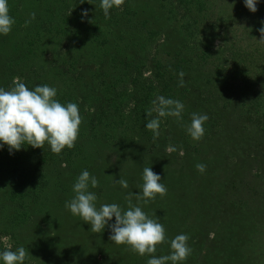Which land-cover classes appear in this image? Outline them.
I'll use <instances>...</instances> for the list:
<instances>
[{
	"label": "trees",
	"instance_id": "trees-1",
	"mask_svg": "<svg viewBox=\"0 0 264 264\" xmlns=\"http://www.w3.org/2000/svg\"><path fill=\"white\" fill-rule=\"evenodd\" d=\"M256 7L250 12L244 0H125L105 19L100 0H8L15 23L0 35V87L12 86L13 73L25 75L30 90L55 87L56 99L76 103L82 117L75 146L60 154L47 144L11 154L0 148L1 237L15 248L23 246L26 229L39 240L52 238L45 256L30 254L25 262L46 264L73 235L93 233L62 206L73 198L82 171L99 181L89 189L97 207L116 203L126 209L125 196L142 191L143 169L151 167L167 193L133 204L159 218L168 240L189 236L192 252L182 264H245L246 257L264 264V46L257 42L264 0ZM227 14L237 36L231 30L217 34ZM42 51L61 59L55 62L63 73L53 68L48 78L42 60L34 72L26 66ZM17 53L22 57L14 59ZM160 95L184 104L182 119L158 117L152 102ZM193 112L208 116L199 141L186 132ZM154 118L160 120L155 141L145 127ZM168 145L177 151L168 153ZM198 163L206 165L202 174ZM119 179L129 187L114 183ZM49 206L69 218L53 217ZM86 248L68 264H147L151 258L124 245ZM169 253L165 242L155 255Z\"/></svg>",
	"mask_w": 264,
	"mask_h": 264
},
{
	"label": "clouds",
	"instance_id": "clouds-1",
	"mask_svg": "<svg viewBox=\"0 0 264 264\" xmlns=\"http://www.w3.org/2000/svg\"><path fill=\"white\" fill-rule=\"evenodd\" d=\"M125 0H100V8L103 10L105 19H110V10L120 8ZM258 0H244L245 7L252 13L257 11ZM232 6V5H231ZM82 17L88 15L87 10L81 13ZM35 19V13H30L29 20ZM14 19L9 15L8 0H0V35H8L14 25ZM258 29L260 38L257 42L264 46V21ZM242 27V26H241ZM184 73L178 74V86H184ZM57 89L48 85L36 86L29 89L20 77L12 80L9 89L0 87V148L7 146L9 153L19 151L25 145L34 149L43 148L46 144L54 154H60L65 148L71 149L79 138L82 117L79 106L76 103H61L56 99ZM155 106L153 111L158 117H174L182 119L184 104L175 99L157 96L152 102ZM151 115V111L148 113ZM208 120L207 114L193 112L190 123L186 125V132L194 141H199L204 136V124ZM147 130L153 133V140L158 139L160 132V120L151 119L145 125ZM168 153L176 152L177 148L168 145ZM183 155V150H180ZM196 169L201 174L205 172L206 165L198 163ZM142 191L133 194L129 192L125 196L127 208L124 209L116 203H105L97 207V195L90 191V187H98V179L84 170L76 179L72 191L74 196L65 203V208L74 216L90 225L94 233H102L107 226L110 235L109 240L117 245H124L131 252L140 256L149 255L147 264H182L192 252L188 246L189 236L186 234L176 235L168 240L164 225L159 218L150 217L139 204H145L155 199L157 195L163 197L167 193L166 186L161 183L160 175L152 171L151 167L143 169ZM122 188L129 187L125 179L114 180ZM115 218L114 223H109ZM169 243L170 253L156 256V249L163 243ZM30 256L23 246L15 251L10 248L0 252V261L3 264H24Z\"/></svg>",
	"mask_w": 264,
	"mask_h": 264
},
{
	"label": "rangeland",
	"instance_id": "rangeland-1",
	"mask_svg": "<svg viewBox=\"0 0 264 264\" xmlns=\"http://www.w3.org/2000/svg\"><path fill=\"white\" fill-rule=\"evenodd\" d=\"M225 17H228V18H226L227 22L222 23V26L219 27V29L217 30V34L221 35L222 31L224 30L228 35V34H230V30H231L233 32V35L237 36L238 35L237 32H239V30L236 29V26H233V24H230V21H233V20L230 18V16L228 14L225 15ZM225 25H226V27H225ZM224 27H225V29H224ZM214 42H215L214 45L217 46L219 43V39H214ZM20 53H17L16 56H13V58L17 59L19 57H22L20 55ZM48 55H49V52L42 51L35 56L34 62L27 63L26 66H30V70L32 72H34L33 70H35L37 68V66L39 65V61L42 60L43 65H44V75L47 74V77L49 74H53V72H54L52 70L53 68H58L55 71H59V73H63V70H64L63 66L61 67L60 65H58L55 62L56 60H61V59L57 58V57L51 58ZM27 61H29V57H28V60H26V62ZM12 76H13L12 78L9 77V79H8V81L10 83H12V80L15 77H20L23 82L26 79L25 75H21L18 73H13ZM48 78H51V77H48ZM34 84L38 85V82H35ZM213 190H215V189H213ZM66 202H64V204L62 205L63 207H65ZM46 210H49V212L52 213V216L57 218V219L67 220L69 218L68 215H64V212H60V209H56L54 206H49V207H47ZM86 227H90V225L86 224ZM217 230H218V234H220L221 231L219 229H217ZM103 231H107V230L104 229ZM211 231L208 230V232H207L209 236H212L214 234ZM92 234L88 235V236H84L83 234L73 235L70 241L65 240L66 242H68V245H66L63 241L62 244L64 243L66 245L64 251L59 249L56 252H53V254H52L53 256H48L45 259L46 264H68L76 257V255L80 254V251H82L83 249L86 250L85 252L89 251V248H86L87 245H89V244L94 245L95 243H97V248H102V249H104V248L112 249L114 247H117V244H115L114 242H112L110 240L108 243L105 239V238L109 237L110 231L106 232V233H99L98 236L97 235L92 236ZM24 236H26V238ZM60 236L55 237L56 243H59L63 238L64 239L68 238L69 234L68 233L67 234H61ZM21 238H22V242H23V247L26 250H28L29 255L33 254L36 256H45L47 250L50 249L49 248V246H50L49 244L51 242L50 240H52V238H49L47 240L42 238L41 240H39L37 233H36V231H34V229H29V230L26 229L25 231H22L21 232ZM6 248H10V249L12 248L11 250H13V251H15L17 249L15 247H13L12 242L10 241L9 238L3 237V236L1 237V235H0V249H2V251H4V250H6ZM2 251L0 250V252H2ZM91 252H92V250H91ZM254 253H258V251L256 250ZM99 257L100 256L98 255L97 258H99ZM245 257H246V255H245ZM246 260H247V257L245 258V264H250ZM28 262L29 261H27V262L24 261V264H30V262L29 263Z\"/></svg>",
	"mask_w": 264,
	"mask_h": 264
}]
</instances>
